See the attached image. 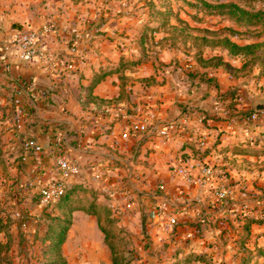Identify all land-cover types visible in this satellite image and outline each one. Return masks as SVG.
<instances>
[{"label":"crops","instance_id":"obj_1","mask_svg":"<svg viewBox=\"0 0 264 264\" xmlns=\"http://www.w3.org/2000/svg\"><path fill=\"white\" fill-rule=\"evenodd\" d=\"M98 11L87 0H0V53L5 54L0 60V189L11 192L20 207L29 206L32 198L36 210L44 207L36 181L58 177L56 159L66 155L79 168L66 187L81 184L98 191L97 201L110 205L118 223L129 229H137L144 214L156 234L161 228L150 223L149 210L163 195L158 191L163 182L173 207L188 211L178 216L179 237L191 232L190 251H200L202 239L196 233L206 228L207 238L221 231L227 219L233 222L228 212L247 202L253 179L249 164L258 157L232 147H258L260 127L242 118V98L234 107L225 103L222 93L239 79L220 67L195 68L190 58L185 67L169 48L158 58L120 67L122 56L136 57L111 37L123 30L119 26L86 23ZM45 24L53 29L38 35L37 45L57 53L58 61L23 60L16 34ZM197 69L210 80L194 77ZM108 70L91 86L97 73ZM142 121L157 127L170 123L180 132L122 136L130 123ZM26 139L36 140L42 150L24 148ZM205 164L231 189L227 200L215 197V183L200 192L178 173L186 168L198 175ZM97 170L99 179L93 177ZM72 218L73 228L86 234L89 226L97 236L93 216L76 210Z\"/></svg>","mask_w":264,"mask_h":264},{"label":"rangeland","instance_id":"obj_2","mask_svg":"<svg viewBox=\"0 0 264 264\" xmlns=\"http://www.w3.org/2000/svg\"><path fill=\"white\" fill-rule=\"evenodd\" d=\"M87 2L99 10L92 18L87 17V24H92L93 27L104 24L117 25L120 30L123 29L118 32L117 37L113 36L115 34L111 37L117 38L121 50H126L136 57L124 59L122 56L120 67L125 69L138 59L158 58L167 48L178 52L184 60L182 65L185 67L188 58L195 62L193 64L195 68L205 67L208 65L206 63L214 64L218 58L224 62H229L224 60L229 58L231 65L241 66L244 61L247 62L243 70L231 72V78L239 79L236 81L238 83L232 85L234 88L227 89L222 95L227 97L225 103L229 107L240 103L237 99L242 98L243 103H246V109L241 113L242 118L251 124L255 122L254 125L260 127L261 142L258 147H252L256 148L257 154L247 153L258 157V161L249 164L253 179L245 202L248 208L244 213L241 209L228 212L229 216L226 218H231L233 222L227 219L228 224H225L221 231L213 230L214 232L212 231L207 238H204L203 234L206 228L196 233L197 237L202 239L200 243L202 247L200 246L201 249L197 252H206L212 264H240L244 256L239 244L244 235L241 219L244 215L264 219V110L258 111L256 119H250V115L256 111L255 97L259 96L264 100V20L254 16L263 10L264 0H87ZM231 5L244 10L246 14L230 13ZM223 38L241 45L259 43L261 46L247 57L230 56L219 44ZM234 65L232 66L235 67ZM219 67L224 70L222 66ZM195 72L198 78V75L203 73L206 74L205 78H208L207 72H200L198 69ZM252 109L254 111L247 115ZM232 114L236 120L241 118L235 117L240 113ZM90 198L86 200L91 202ZM29 206L20 207L19 203L15 204L12 201L11 192L4 190L3 187L0 189V218L5 223L0 233V241L5 244L0 253L1 264H50L51 260L60 262L59 257L66 264H111L110 246L115 249L122 261H131V264H173L177 258L191 252L189 244L192 243L189 239L179 237L182 235L180 231L182 221L173 228L161 229L159 233L153 234L143 214L137 229H129L119 223L113 228L107 220V211L98 208L96 214L87 213L94 217L91 220L97 222L96 236L89 226H85L86 234L73 228L72 213L69 215L70 218L67 217L61 207L45 205L36 210L34 198ZM16 211L21 212L22 218L15 215ZM83 212L86 213L84 210ZM116 217L119 218L117 215ZM21 221L27 222L28 226L23 228ZM66 221L69 223L65 239L56 250L51 247V242L54 234ZM100 226L106 229L107 237ZM118 229L120 231H117ZM244 246L254 252V255L257 254L249 264H264V223L251 225L250 235Z\"/></svg>","mask_w":264,"mask_h":264},{"label":"built area","instance_id":"obj_3","mask_svg":"<svg viewBox=\"0 0 264 264\" xmlns=\"http://www.w3.org/2000/svg\"><path fill=\"white\" fill-rule=\"evenodd\" d=\"M51 25H42L38 30H24L16 34L14 41L16 45L21 50V57L23 60H30L33 57H38L45 61L57 62L59 55L50 50L43 49L37 45V36L45 34L52 30ZM5 59V54L0 53V60ZM258 111H254L250 115V119H256L258 116ZM176 127L173 124H164L162 126L149 125L148 121L142 122H132L129 124L127 131L123 132V137H128L131 133H146L151 132L162 137H168ZM177 132H180L176 128ZM57 143L62 142L61 136H57ZM23 146L26 149H31L35 153H39L42 150L41 145L34 139H26L23 142ZM56 167L59 172L58 177L51 180H41L36 181V192L40 196V201L45 205H52L55 203L64 193L66 188V180L79 172L77 165L72 162L66 155L57 157ZM178 173L182 175L184 180L191 185H195L201 192L206 188H211L213 186V192L215 197L219 201H225L231 193V189L218 181L217 171L213 166L205 164L202 166L200 173L198 175L193 174L186 168H179ZM93 177L99 179L101 177L100 172L97 170ZM158 191L162 192L160 200L154 202L149 210L150 223L159 226L161 229H170L176 226L178 222V216L181 214H187L188 211L184 209L176 210L171 204L168 197L164 194L166 192V186L163 182L158 184ZM130 206V205H128ZM241 211L244 213L246 208H248L247 203L241 205ZM16 216L22 218L20 211H16ZM21 226L23 228L27 227L25 221H21ZM185 238L191 237V232L184 234Z\"/></svg>","mask_w":264,"mask_h":264},{"label":"trees","instance_id":"obj_4","mask_svg":"<svg viewBox=\"0 0 264 264\" xmlns=\"http://www.w3.org/2000/svg\"><path fill=\"white\" fill-rule=\"evenodd\" d=\"M229 12L234 13V14L235 13L237 14V12H240V15L246 14V12H244V10H241L240 8H238L235 5L230 6ZM254 16L258 17L261 20H264V5H263V10L254 14ZM219 44L224 49L227 50V53L230 56H242V57H247V55H249V54H254L255 50L261 46L259 43H249V44L241 45V44H238L234 41H231L228 38H223L222 40L219 41ZM142 61H145V60L138 59L137 61L132 62V65H137L138 63H140ZM246 63L247 62L244 61L240 67L235 68L229 62H224L220 58H218L214 64L206 63V64H208L206 66H212V67L222 66L224 68V70L231 75L232 74L231 72H234V71L238 72L240 70H243L246 66ZM111 71L112 70L100 71V73H97L94 76V79L91 83V86L95 85L97 82H99L107 73H109ZM195 74H194V76H195ZM198 76L201 80H204V79H206L207 81L210 80V78H205L206 74H204V73L200 74ZM235 76H237V75H235ZM229 94H231V93H229ZM253 111H254V109L250 110L247 115L251 114ZM232 148L235 151L243 152L246 154L247 153L248 154H253V153L257 154L256 148L253 149L252 147H249V146H244V147L234 146ZM97 195H98V191H96L92 188L83 186L81 184H72V185L65 188L63 195L52 205H56L59 208L61 207V209H64V212H66L67 217H69V215H71V213L76 211V210H82V211L84 210L88 214H96V210L98 208H104L108 214L107 220H108L109 224L113 225V228H115L116 223L118 225L119 218L116 217V214L114 213V211L112 210L110 205H108L107 203L97 201ZM88 197H91L90 198V199H92L91 202H88L86 200ZM241 220H242L241 229H242L244 235L242 236L243 238H241L239 244L243 249L244 256L241 258L240 264H249L251 259L254 256H256L257 254L254 255V252H252L251 250L246 248L244 245L248 241V238L250 235L251 225L253 223L262 224V223H264V219L257 218V217L254 218L251 216L244 215V217ZM68 223H69V221H66L65 225L62 226L59 229V231L54 234L53 241L51 242V247L55 248L56 250H58L59 246L62 244V242L65 239V233L68 230ZM4 226H5V223L0 218V233L3 231ZM100 227H101L102 232L105 234V237H107L106 229L103 228L102 226H100ZM117 231H120V230L118 229ZM3 247H5V244H3L0 241V253H1V250H3ZM110 249H111V254H112L111 264H131V261H129V262L122 261V258H120L118 256L119 254L115 251V249H113L112 246H110ZM59 258H60V262L51 260L50 264H59V263L60 264H66V262L61 257H59ZM173 264H212V263H211V260L208 257V254L206 252L191 251V252L184 254L182 258H177V260Z\"/></svg>","mask_w":264,"mask_h":264},{"label":"water","instance_id":"obj_5","mask_svg":"<svg viewBox=\"0 0 264 264\" xmlns=\"http://www.w3.org/2000/svg\"><path fill=\"white\" fill-rule=\"evenodd\" d=\"M254 109L256 111H263L264 110V100L259 96H256L254 99Z\"/></svg>","mask_w":264,"mask_h":264}]
</instances>
